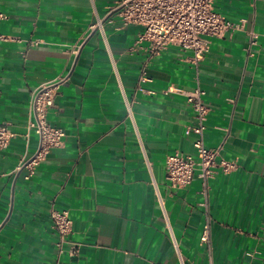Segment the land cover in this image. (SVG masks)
I'll list each match as a JSON object with an SVG mask.
<instances>
[{
    "label": "crops",
    "instance_id": "0c3cea01",
    "mask_svg": "<svg viewBox=\"0 0 264 264\" xmlns=\"http://www.w3.org/2000/svg\"><path fill=\"white\" fill-rule=\"evenodd\" d=\"M212 1L244 22L210 38L195 68L178 46L150 56L141 28L112 13L119 0H0V126L13 134L0 150V264H179L169 228L184 264H264V0ZM57 76L47 119L62 145L25 179L16 168L38 143L28 98ZM169 86L204 90L205 145L235 163L205 191L196 175L183 188L165 178L166 156L195 139L192 107ZM52 207L68 210L75 256L57 255Z\"/></svg>",
    "mask_w": 264,
    "mask_h": 264
},
{
    "label": "built area",
    "instance_id": "2783aa9c",
    "mask_svg": "<svg viewBox=\"0 0 264 264\" xmlns=\"http://www.w3.org/2000/svg\"><path fill=\"white\" fill-rule=\"evenodd\" d=\"M112 13L123 25L133 24L141 28L137 42H146L150 56L158 54L168 46H178L181 50L191 53L189 60L195 68L208 52L210 38L222 37L226 32L241 29L244 22V19H241L234 23L220 12L215 11L212 0H119ZM4 18L5 14L0 11V20ZM105 20L112 22L109 15ZM103 21V19H98L97 24L92 26L102 35H104ZM249 35V42L253 43L256 35L253 32ZM2 40H5V37L0 33V41ZM66 79V76H57L53 80L39 84L29 95V120L26 125L28 134L26 136L29 135V131H34L38 137V143L35 151L22 158L16 168L26 171L25 179L34 174L36 167L46 159L53 148H59L62 145L65 132L62 128L52 126L47 115L54 106L55 94L59 85ZM164 93L182 94L186 98L193 110L194 123L186 128L185 133H193L195 136L192 144L193 153L184 154L175 151L166 156L165 178L170 187L183 188L190 184L196 175L201 180L205 191L208 178L212 177L218 168L228 173L235 169V163L223 159L217 160L219 149H210L205 145L204 131L209 106L203 97L204 90L199 86L191 90L169 86ZM125 101L128 113L131 115L129 102L126 98ZM12 135L6 125L0 126V150L8 146ZM139 142L142 145L140 139ZM146 162L148 163L147 160ZM156 194L163 210L162 198L158 191ZM164 217L167 220L166 214ZM50 220L51 229L56 234L54 245L57 255L67 254L70 257L77 255L80 245L68 239L72 230V220L68 210L52 207ZM169 231L172 246L179 256V264H184L178 242L170 228ZM200 242L207 245L210 253L208 223L204 225ZM209 264H213L211 257H209Z\"/></svg>",
    "mask_w": 264,
    "mask_h": 264
}]
</instances>
